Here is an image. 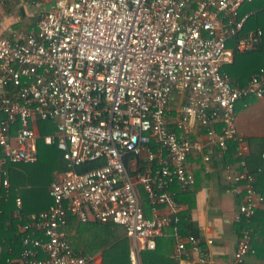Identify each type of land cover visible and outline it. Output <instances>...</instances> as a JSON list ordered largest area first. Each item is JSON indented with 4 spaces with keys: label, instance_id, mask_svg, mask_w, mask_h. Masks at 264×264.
<instances>
[{
    "label": "built area",
    "instance_id": "built-area-1",
    "mask_svg": "<svg viewBox=\"0 0 264 264\" xmlns=\"http://www.w3.org/2000/svg\"><path fill=\"white\" fill-rule=\"evenodd\" d=\"M28 1L38 0L0 4ZM250 1L53 0L30 29L0 33L3 159L34 162L37 121L49 120L54 129L43 140L57 144L67 166L49 184L47 208L23 214L15 196L12 215L22 249L5 264H102L72 249L70 218L123 226L130 264H141V251L154 249L179 218L171 186L194 184L187 156L201 153L209 173L211 156L204 149L224 152L229 142L239 167L227 165L225 178L241 193L232 216L241 224L234 264L253 253L256 234L249 223L264 196L255 186L258 169L247 168L249 145L237 131L235 104L263 96L264 68L243 86L232 85L223 68L235 52H248L261 40L259 28L240 33L249 16L240 8ZM98 160L99 166L77 170ZM0 170L1 193L10 184L7 169ZM173 228V256L207 264L199 236Z\"/></svg>",
    "mask_w": 264,
    "mask_h": 264
},
{
    "label": "trees",
    "instance_id": "trees-1",
    "mask_svg": "<svg viewBox=\"0 0 264 264\" xmlns=\"http://www.w3.org/2000/svg\"><path fill=\"white\" fill-rule=\"evenodd\" d=\"M240 12L249 13L240 33L245 34L249 30L259 28L262 31V36L256 48L248 52H235L233 65L228 64L223 67L230 76L232 85L235 86H243V84H235V78L240 76L237 68L241 62L247 64L248 67H254L251 70L252 73L264 68V14L261 15L264 13V0L244 2ZM53 129L54 125L51 121H37V157L32 163L12 164L4 160L0 153V169H7L10 184L7 191L1 189L0 193V264H5L6 258H18L22 249V233L18 231L17 227L19 221L12 215L15 196H20L22 200L23 214L47 208L51 203V197L48 193L49 184L57 172H62L67 168L62 151L57 147V144H46L43 140V136L52 132ZM256 140L260 143L255 145L252 142L250 152L247 155V168L250 170L258 169L255 186L264 196V156H262L264 154V138ZM231 152V148H229L223 154V160L226 161L225 168L227 165L233 166L230 163L233 160L235 165H238L236 156L233 159L230 158ZM102 163V160L86 162L78 166L77 170L84 171ZM236 166L232 167L231 170L238 169L239 166ZM2 178L0 170V183ZM181 193L187 192L185 190L178 192V198L176 197L178 201ZM249 224L254 229L256 237L252 241L253 253H248L244 261L247 257L264 259V208L256 210ZM173 226L179 229L181 235L199 236V230L189 218L188 209L179 212L178 220L170 224L171 228ZM240 226L241 224L237 225V231H239ZM67 240L75 252L91 255L101 252L102 264H130L129 239L124 227L119 224L99 221L80 223L70 218L67 224ZM173 240L172 236L168 238L158 237L154 249L141 251V264H177L169 254ZM13 264L21 263L16 260ZM242 264L250 263L243 262Z\"/></svg>",
    "mask_w": 264,
    "mask_h": 264
},
{
    "label": "crops",
    "instance_id": "crops-1",
    "mask_svg": "<svg viewBox=\"0 0 264 264\" xmlns=\"http://www.w3.org/2000/svg\"><path fill=\"white\" fill-rule=\"evenodd\" d=\"M29 4H31L29 1L0 4L1 34L5 35L11 30L26 31L34 26L35 19L31 21V15H29L27 9ZM232 45L233 42L229 41L228 46ZM238 67L240 76L235 78V84L244 85L254 67H248L247 64L242 62ZM245 102L247 103L244 104ZM235 113L237 131L247 141L250 152L252 142L258 145L260 142L256 139L264 138V94L260 98L239 99L235 105ZM174 114V111H172V117ZM199 133V137L203 138L201 132ZM229 148L232 151L230 158L233 159L235 154L232 142L228 143L227 149ZM226 150L220 152L214 149H204L203 152L209 153L211 156L212 168L209 173L203 172L201 153L191 152L187 156V167L194 175V184L191 188L185 190L187 193L180 194L179 201L176 199L180 204L179 212L188 209L190 220L195 223L196 228L199 230L201 247L209 255L207 264H234L233 253L239 238L238 224L232 221V216L241 200V193L232 190L225 178L226 168L224 165L226 161L223 160V154ZM230 163L233 165L231 167L237 165H235L234 160ZM59 173L61 172H57L55 177ZM170 189L175 193V198L178 192L183 191L175 185H172ZM258 208H264V202ZM162 212H166V209L162 208ZM173 230L174 228L167 227L164 234L159 238L173 237L174 240L169 254L177 264H184L185 260L173 256L175 244ZM208 240L211 242H208ZM93 255L101 262V252ZM244 262L264 264V259L247 257Z\"/></svg>",
    "mask_w": 264,
    "mask_h": 264
},
{
    "label": "rangeland",
    "instance_id": "rangeland-1",
    "mask_svg": "<svg viewBox=\"0 0 264 264\" xmlns=\"http://www.w3.org/2000/svg\"><path fill=\"white\" fill-rule=\"evenodd\" d=\"M52 3H53V0H43V1L38 0V1H35L33 5L29 4L27 9H28L29 15H31V21L36 19L42 10L48 9ZM263 14L264 13H262L261 15Z\"/></svg>",
    "mask_w": 264,
    "mask_h": 264
}]
</instances>
